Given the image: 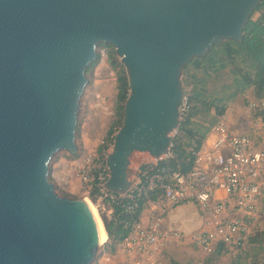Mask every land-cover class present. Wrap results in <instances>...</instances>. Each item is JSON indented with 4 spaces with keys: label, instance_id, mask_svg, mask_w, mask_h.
Wrapping results in <instances>:
<instances>
[{
    "label": "water",
    "instance_id": "95a60500",
    "mask_svg": "<svg viewBox=\"0 0 264 264\" xmlns=\"http://www.w3.org/2000/svg\"><path fill=\"white\" fill-rule=\"evenodd\" d=\"M263 1L0 0V264H92L102 245L86 201L60 196L49 177L59 151L78 152L98 46L112 45L130 78L106 162V188L124 195L135 153H170L184 67L242 41Z\"/></svg>",
    "mask_w": 264,
    "mask_h": 264
},
{
    "label": "built area",
    "instance_id": "2783aa9c",
    "mask_svg": "<svg viewBox=\"0 0 264 264\" xmlns=\"http://www.w3.org/2000/svg\"><path fill=\"white\" fill-rule=\"evenodd\" d=\"M117 56L122 62V57ZM250 106L264 112V99H252ZM186 108L184 98L181 115ZM259 122L262 123L252 135L232 129L224 121L218 123L196 153L194 167L188 174L162 165L171 157V148L169 154L158 158L139 153L144 158L131 174V187L124 195L106 188L110 170L104 162L96 179L100 198H109L126 212L135 210L140 199L151 195H160L169 207L194 203L203 216V226L192 235L194 242L206 253L215 251L220 242H224L228 250H234L248 239L264 200V121L260 119ZM116 136L117 132L110 136L105 153L106 150L111 153ZM79 174L84 184L92 189L93 168L83 164ZM158 223L136 225L133 233L119 243L120 248L134 255H149L169 237V232Z\"/></svg>",
    "mask_w": 264,
    "mask_h": 264
},
{
    "label": "rangeland",
    "instance_id": "374dc122",
    "mask_svg": "<svg viewBox=\"0 0 264 264\" xmlns=\"http://www.w3.org/2000/svg\"><path fill=\"white\" fill-rule=\"evenodd\" d=\"M106 45L109 44L98 46L96 64L88 71V84L81 98L77 123L78 152L71 155L67 151H59L50 162L49 177L60 196L84 200L88 198L93 202L101 218L105 216L110 219L112 211L109 204L104 202L94 190L87 187L79 174L83 164L91 166L94 172L100 171L104 162H107L108 152L106 150L105 153V149L109 138L120 129L118 126L113 127L118 123V75L117 70L111 66L109 58L114 59L116 63L123 64V62L117 56L116 49L111 45L115 49L113 55L114 50ZM254 98V94H250L249 91L229 102L224 116L218 121H224L231 127L233 124L251 127L252 123L255 124L260 120L257 113L262 112L255 106H250ZM204 123L209 125L208 122L204 121ZM175 133L176 131L173 136ZM143 158L144 155L139 153L132 156L130 174L135 171ZM150 197L140 215V223L145 226L159 222L158 225L169 232L166 243L149 255H134L123 251L119 242L108 241L100 246L92 264H204L205 259L210 255L192 238L193 233L203 226V216L194 203L169 207L163 203L160 195H157L158 198ZM158 218L160 221L157 220ZM250 231L264 236V200L262 209L252 223ZM252 247V242L248 238L243 242L240 250L235 248L222 253L215 264H241L236 261L237 258L239 255L245 256L250 253Z\"/></svg>",
    "mask_w": 264,
    "mask_h": 264
},
{
    "label": "trees",
    "instance_id": "16d2710c",
    "mask_svg": "<svg viewBox=\"0 0 264 264\" xmlns=\"http://www.w3.org/2000/svg\"><path fill=\"white\" fill-rule=\"evenodd\" d=\"M106 46L114 50V55L115 49L111 45ZM109 60L118 75V123L113 127L121 128L131 92L130 78L124 64L116 63L111 57ZM183 91L187 108L173 136L171 157L162 165L172 171L188 174L194 167L196 153L213 127L221 122L218 119L224 116L229 102L249 91H253L255 98L264 99V1L246 24L242 41L226 40L221 46H215L208 55L194 58L184 67ZM257 115L264 121V112ZM204 121L209 125H205ZM94 173L91 190L101 197L96 181L98 171ZM151 197L158 198L157 195ZM148 199H140L138 207L132 212H126L109 198L104 199L112 211L110 219L102 216L108 241L121 243L133 233L135 226L141 222L139 218ZM248 238L253 245L251 252L245 256L239 255L236 261L241 264H264V236L251 232ZM242 245L236 249L240 250ZM229 251L224 242H220L215 251L209 253L204 264H215L222 253Z\"/></svg>",
    "mask_w": 264,
    "mask_h": 264
},
{
    "label": "bare ground",
    "instance_id": "6f19581e",
    "mask_svg": "<svg viewBox=\"0 0 264 264\" xmlns=\"http://www.w3.org/2000/svg\"><path fill=\"white\" fill-rule=\"evenodd\" d=\"M87 205L89 206L91 213L95 219L98 231H99V237H100V243L103 244L105 242L108 241V236H107V232L106 229L104 227V222L101 218V216L99 215L97 209L95 208V206L93 205V202H91L88 198L85 199Z\"/></svg>",
    "mask_w": 264,
    "mask_h": 264
},
{
    "label": "crops",
    "instance_id": "0c3cea01",
    "mask_svg": "<svg viewBox=\"0 0 264 264\" xmlns=\"http://www.w3.org/2000/svg\"><path fill=\"white\" fill-rule=\"evenodd\" d=\"M250 94H253L252 91H250ZM249 97H250V96H249ZM260 119H261V118H260ZM261 123H262V122L257 121L255 124L252 123L251 127H246V126H243V125H241V124H237V125L233 124V125H232L233 127H231L230 125H228V126L231 127L232 129L241 130V131H243V132H246V133L252 135V134H255V133L257 132L256 127L259 126ZM182 206H183V205H182ZM184 206H185V205H184ZM259 213H260V212H259ZM259 213H258V214H259ZM257 216H258V215H257ZM256 219H257V218H256ZM252 229H253V228H252ZM107 242H108V241H107Z\"/></svg>",
    "mask_w": 264,
    "mask_h": 264
}]
</instances>
